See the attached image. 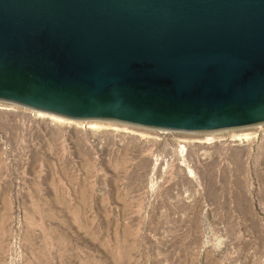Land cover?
Returning a JSON list of instances; mask_svg holds the SVG:
<instances>
[{"label": "rangeland", "instance_id": "1", "mask_svg": "<svg viewBox=\"0 0 264 264\" xmlns=\"http://www.w3.org/2000/svg\"><path fill=\"white\" fill-rule=\"evenodd\" d=\"M0 264H264V122L178 130L0 101Z\"/></svg>", "mask_w": 264, "mask_h": 264}, {"label": "water", "instance_id": "2", "mask_svg": "<svg viewBox=\"0 0 264 264\" xmlns=\"http://www.w3.org/2000/svg\"><path fill=\"white\" fill-rule=\"evenodd\" d=\"M0 101L178 130L264 122V0H0Z\"/></svg>", "mask_w": 264, "mask_h": 264}]
</instances>
